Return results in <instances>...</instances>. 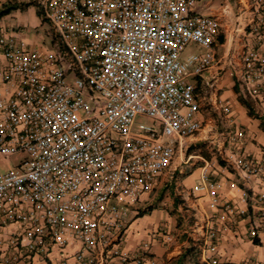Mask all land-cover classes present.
Here are the masks:
<instances>
[{
	"label": "built area",
	"instance_id": "1",
	"mask_svg": "<svg viewBox=\"0 0 264 264\" xmlns=\"http://www.w3.org/2000/svg\"><path fill=\"white\" fill-rule=\"evenodd\" d=\"M201 1L38 0L56 34L51 48L0 27V157H19L0 173V264L48 260L55 248L67 264L74 241L77 264L140 263L122 248L132 206L175 175L187 139L206 128L212 101L201 88L214 91L228 72L264 117V0L240 1L233 23L202 12ZM230 34L239 47L221 53ZM191 43L204 52L183 56ZM214 93L231 125L223 163L204 160L194 187L216 212L201 259L264 264L220 257V233L238 218L264 242V151L246 149L231 100ZM225 182L236 202L223 197Z\"/></svg>",
	"mask_w": 264,
	"mask_h": 264
},
{
	"label": "crops",
	"instance_id": "2",
	"mask_svg": "<svg viewBox=\"0 0 264 264\" xmlns=\"http://www.w3.org/2000/svg\"><path fill=\"white\" fill-rule=\"evenodd\" d=\"M240 1L245 0H233V2L230 0H202L200 9L204 13L223 15L224 19L233 23ZM11 2H31L32 4L24 9L18 8L4 17L0 20V27L4 26L9 30H21L23 32L22 39L30 43H45L43 33L40 31V24L43 20L37 13L36 4L38 0H0V9ZM216 4L219 5L215 6ZM234 46L239 47L237 40L230 34L225 45L220 47V52L229 51ZM236 85L235 80L230 78V74L226 72L223 79L216 84L214 91L211 92V109L213 112H218L217 110L219 113L221 112L214 92L219 94L218 97L221 101L230 99L232 102V125L246 129L249 138L246 149L250 153L259 154L264 151V130L260 126V120L249 116L246 108L240 103L235 91ZM253 105L258 111L259 106L256 103ZM214 117L211 112L206 114L207 126L202 133L204 134L203 137H210L211 142L216 143V150L219 151L220 157L215 156L208 159H217L219 163H223L220 154L227 151V148L224 145L221 132L231 124L224 116L222 118L226 120V125L217 131L215 125L218 123V119ZM193 138L187 139L186 144ZM185 150L186 159L183 160L182 164L178 163L179 168L175 171V175L165 178L164 182L160 183L150 193L145 194L139 202L132 206V213L135 217L124 231L122 248L132 258L142 257V260L140 263L132 260L126 264H209L201 259L199 243L203 238V226L207 214H213L215 210L210 208L209 197L205 196L204 192L194 191L195 185L201 180V167L207 158L191 154L186 147ZM194 157L201 159L199 165L191 169L190 173L187 171L188 169L184 171L182 165H186L184 167L186 168ZM177 172L182 173V175L178 177ZM165 185L175 186L176 192L173 193L172 197L161 198V191ZM260 188V185L256 186V190H260ZM177 191L181 196L179 197L180 202H176ZM222 195L225 200L236 202L239 192L225 182ZM248 219L249 217L238 218L233 231L220 233L219 252L222 261L264 262L263 238L254 241L248 237ZM164 233L172 238L167 240L163 235ZM78 247V243L74 241L65 250L68 257L65 259L67 264H77L73 254ZM61 252L60 249L55 248L48 260L35 257L33 264H59L65 258Z\"/></svg>",
	"mask_w": 264,
	"mask_h": 264
},
{
	"label": "rangeland",
	"instance_id": "3",
	"mask_svg": "<svg viewBox=\"0 0 264 264\" xmlns=\"http://www.w3.org/2000/svg\"><path fill=\"white\" fill-rule=\"evenodd\" d=\"M231 2H233V0H230ZM219 4H216L215 6H218ZM230 23V22H229ZM40 31L43 33L44 36V41L45 44L51 48V46H54V43L57 41V38L55 37V31L53 29V26L51 25V23L49 21H42V23L40 24ZM55 38V40L53 41V39ZM204 48L199 46L196 43H191L189 44L185 51L183 52V56H187L191 53H202L204 52ZM230 78H232V76H230ZM201 92L204 94L206 92L207 97L209 99L210 96V91L206 90L205 87L201 88ZM217 95H219L217 93ZM205 110H207L208 114L211 112L214 118L218 119V123H216V127L215 129H217V131H220L221 129H223L226 125V120L223 119L222 117H224V113L221 110V112L219 113V110H217L218 112H213V110L211 109V105L209 104V102L207 101L206 106H204ZM224 121V122H223ZM138 123L144 122V123H152L153 120L146 117V116H139L137 119ZM223 122V123H221ZM204 134L202 133V135H198L195 138H193V140H190L188 142V144H186V148L187 150L193 154V155H200L203 156L205 158H211V157H215V156H219V151L216 150V143L211 142V138L210 137H203ZM19 159L18 156H12V157H0V173H4L7 172L10 167L14 166L15 163L17 162V160ZM186 159V150L184 149V153L183 154H179L177 157V163H183V160ZM201 159L199 157H194L191 159V162L189 164H187V167L184 168L186 165H182L184 171H186V169H188L187 171H191V169L196 168L199 163H200ZM184 173V172H183ZM190 173V172H189ZM178 177H180L182 175V173H178L176 174ZM175 186H171V185H165L164 188H162L163 190L161 191V198H165L166 196L169 198V196H173L174 192H176V190H174ZM180 191V190H178ZM177 191V196L175 195L176 202L179 201V197H181L179 195ZM173 199V198H172ZM180 202V201H179ZM166 207V204L164 205Z\"/></svg>",
	"mask_w": 264,
	"mask_h": 264
},
{
	"label": "trees",
	"instance_id": "4",
	"mask_svg": "<svg viewBox=\"0 0 264 264\" xmlns=\"http://www.w3.org/2000/svg\"><path fill=\"white\" fill-rule=\"evenodd\" d=\"M32 3H17V2H14V3H8L7 5L3 6L1 9H0V20H2L4 17H6L7 15L11 14L14 10L20 8V9H24L28 6H30ZM37 6V13L38 15L42 18V20L44 22L48 21L44 15V12L42 10V8L40 7V5L37 3L36 4ZM56 37V36H55ZM55 40V38L53 39V41ZM235 91L236 93L238 94V98H239V101L240 103L246 108L247 112H248V115L253 117V118H257L260 120V126L261 128L264 130V117L262 115H260L253 103L245 98L241 93H240V89H239V86L236 85L235 86Z\"/></svg>",
	"mask_w": 264,
	"mask_h": 264
}]
</instances>
